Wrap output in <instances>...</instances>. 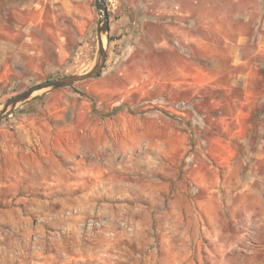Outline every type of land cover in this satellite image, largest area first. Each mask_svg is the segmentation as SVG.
Instances as JSON below:
<instances>
[{"label": "rangeland", "instance_id": "obj_1", "mask_svg": "<svg viewBox=\"0 0 264 264\" xmlns=\"http://www.w3.org/2000/svg\"><path fill=\"white\" fill-rule=\"evenodd\" d=\"M105 65L0 120V264H264V0H105ZM96 0H0V112L99 58Z\"/></svg>", "mask_w": 264, "mask_h": 264}, {"label": "water", "instance_id": "obj_2", "mask_svg": "<svg viewBox=\"0 0 264 264\" xmlns=\"http://www.w3.org/2000/svg\"><path fill=\"white\" fill-rule=\"evenodd\" d=\"M96 6L100 14V26H99V58L94 65V67L87 73L84 74H73L67 75L56 79H49L40 82L29 89L17 94L10 100L6 102L3 109L0 112V120H2L6 115L12 112L17 105L28 98H30L36 91L47 89V88H58L74 82L87 80L89 78L98 75L105 65L106 60V49L104 43V34L109 30V14L107 11V6L105 0H96Z\"/></svg>", "mask_w": 264, "mask_h": 264}]
</instances>
